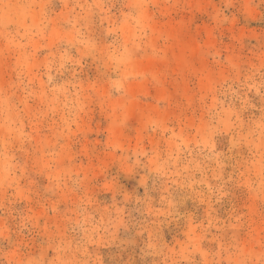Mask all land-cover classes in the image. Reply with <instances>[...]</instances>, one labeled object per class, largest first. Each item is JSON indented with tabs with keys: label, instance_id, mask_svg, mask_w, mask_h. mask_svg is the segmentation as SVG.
<instances>
[{
	"label": "rangeland",
	"instance_id": "374dc122",
	"mask_svg": "<svg viewBox=\"0 0 264 264\" xmlns=\"http://www.w3.org/2000/svg\"><path fill=\"white\" fill-rule=\"evenodd\" d=\"M0 264H264V0H0Z\"/></svg>",
	"mask_w": 264,
	"mask_h": 264
}]
</instances>
